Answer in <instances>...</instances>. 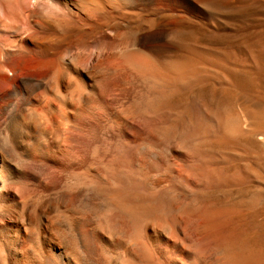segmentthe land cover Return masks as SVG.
<instances>
[{"label": "bare ground", "instance_id": "obj_1", "mask_svg": "<svg viewBox=\"0 0 264 264\" xmlns=\"http://www.w3.org/2000/svg\"><path fill=\"white\" fill-rule=\"evenodd\" d=\"M219 3L0 0V264H264V0H237L231 61L181 38ZM205 79L237 118L172 99Z\"/></svg>", "mask_w": 264, "mask_h": 264}, {"label": "rangeland", "instance_id": "obj_2", "mask_svg": "<svg viewBox=\"0 0 264 264\" xmlns=\"http://www.w3.org/2000/svg\"><path fill=\"white\" fill-rule=\"evenodd\" d=\"M236 3L237 0H220L219 4H221L223 7L220 9L221 15L219 16L220 18L219 25L217 24L215 27L212 28L211 26L205 23L206 27L203 28L199 24L196 25V23L192 22L191 23L192 26H190V33L183 34L181 38L192 45L194 44V46L203 45L205 46L206 50H211L216 52H226V51L230 53L232 52V54H230L231 56H229L230 58L229 57L228 58L230 59V61L233 60L232 57L235 56V50L237 49L242 39V36L238 31L239 24L236 18ZM165 18L176 20L177 23H181L180 25H182L181 19L177 18L176 16L168 15L165 16ZM244 38L246 42H249L250 38H255L256 41L259 40L258 42L264 43L263 16L261 15L257 16V21L253 24L252 27L247 28V30L245 31ZM205 63L208 65L207 62ZM190 96L199 99H204L208 104H210V106H212L213 108H218L227 117L237 118L238 116V112L234 105V89L230 84H227L224 81L219 82L216 80L213 81V79L212 80L205 79V85L203 86L197 85L193 87L192 90L189 91L188 93L176 95L172 99L184 101V99L186 100ZM242 138L245 139L244 137ZM207 142L209 143L207 144ZM205 144H207L205 145L206 147H209L211 149H213L212 147H214V150L219 149V151H223L224 153H226V155L229 154L227 160L228 162H226V164L229 166L230 169L235 168L237 162L235 157H234L235 160H232L233 158L232 153L234 151V148L232 149L231 144L223 143L220 144L219 146L216 145V143H213L212 140H206ZM252 148H253V153L255 155L254 164L255 165L257 164L256 167L255 165H253L254 179H256L255 189L264 190V152H262L260 147L256 144L255 145L253 144ZM228 188H224L225 190L222 189L220 191L221 196L223 195L221 198H224V196H226L225 199L227 198L230 199L236 194L237 191H235V189L231 187L229 189ZM226 189L228 190L226 191ZM231 189L233 190L229 191ZM262 205L264 206V203L261 204L259 207H261V210L263 211L264 207Z\"/></svg>", "mask_w": 264, "mask_h": 264}]
</instances>
